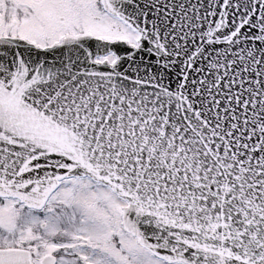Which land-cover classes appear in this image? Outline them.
<instances>
[{"label": "snow or ice", "instance_id": "snow-or-ice-1", "mask_svg": "<svg viewBox=\"0 0 264 264\" xmlns=\"http://www.w3.org/2000/svg\"><path fill=\"white\" fill-rule=\"evenodd\" d=\"M0 264H264V0H0Z\"/></svg>", "mask_w": 264, "mask_h": 264}]
</instances>
